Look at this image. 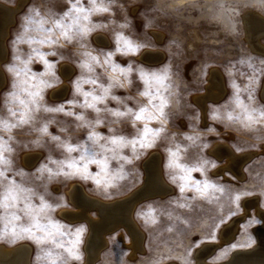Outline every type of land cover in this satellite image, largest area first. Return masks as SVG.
Returning a JSON list of instances; mask_svg holds the SVG:
<instances>
[{
	"label": "clouds",
	"instance_id": "obj_1",
	"mask_svg": "<svg viewBox=\"0 0 264 264\" xmlns=\"http://www.w3.org/2000/svg\"><path fill=\"white\" fill-rule=\"evenodd\" d=\"M56 3L60 7L41 8L26 0L16 13L20 0H0L16 13L6 48L0 37V57H7L0 63V264H92L90 226L73 220L79 215L73 208H85L75 193L71 203L65 194L54 197V185L75 183L84 201H110L127 178L123 169L143 183L151 165L169 197L175 189L180 197L194 191L198 200L204 193L194 173L231 170L222 167L217 145L240 154L244 149L236 143L226 145L236 133L264 142L260 76L228 68L227 60H210L191 87L183 83L191 77L185 73L181 79L162 53H145L159 56L153 64L140 61L151 45L133 47L125 38L136 22L122 0ZM235 5L228 9L234 18L242 15L241 6L264 15V0H235ZM237 24L242 21L232 23L229 35L239 40ZM257 52L264 56V48ZM156 211L152 201L138 206L130 214L133 230L123 240L104 234V264H130L129 248H142V229L158 223ZM96 215L87 209L86 216ZM203 227L189 230L188 244L216 240L219 224L210 235ZM238 247L222 246L211 264L220 258L233 264ZM193 251L183 245L166 252L165 260L195 264Z\"/></svg>",
	"mask_w": 264,
	"mask_h": 264
},
{
	"label": "rangeland",
	"instance_id": "obj_2",
	"mask_svg": "<svg viewBox=\"0 0 264 264\" xmlns=\"http://www.w3.org/2000/svg\"><path fill=\"white\" fill-rule=\"evenodd\" d=\"M32 2L41 8L45 6L60 7L56 0H32ZM122 2L127 8V15L136 22L133 29L125 30V38L129 39L133 47L145 43L151 45L149 47L151 49L162 51L163 55L169 57V62L173 64L174 68L179 71L181 79L185 73L191 77L190 81H183V83H189L191 87H195L204 66L210 60L217 62L227 60L230 61L227 65L228 68L235 65V69L248 75L255 73L260 76L261 89L258 92L261 93L264 83V64H261L260 60L264 59V56H260L261 53L251 49L249 39H246L247 35H245L244 19H242L246 11H256L255 8H243L241 6L242 15L234 18L229 15L228 9L236 6L235 0H122ZM177 6H179V11L174 10ZM21 11H23V6L18 12ZM256 12L260 14V12ZM116 18L118 21L123 19V14L118 11ZM235 20L242 21V24H237L242 34L239 40L229 35ZM149 21H152L151 27L143 28V24ZM15 30L16 23L14 20L9 27L8 37ZM159 31L162 34L161 40L156 38V32L159 33ZM8 37L6 38V45ZM259 41L264 46V34ZM6 59L7 57L1 63ZM140 61L146 66L155 63L147 62L142 58ZM240 83L243 84V81ZM184 130L187 131V129ZM235 136V140L227 143H236L244 151L254 150L257 152L242 165L244 177L239 178L232 170L221 174L212 170L204 176L200 173H194L195 179L200 181V189L204 193L203 198L194 200L193 197L198 195L194 191L187 192L183 197H180L178 191L173 189L171 197L168 195L156 196L139 202L135 209L144 202H154L158 223L155 226H148L146 231L142 229L144 249L137 251L134 256L129 255L127 257L130 264H164L172 261L182 264L180 260L175 258L165 260L166 252L170 250L178 252L183 245L193 247L195 251L198 247L214 243L211 239H204L196 240L195 244H188L190 229L194 230L204 225L201 230L207 231L210 235L211 228L219 224V227L215 229V242H218L221 228L232 218L237 221V229L233 238L218 244L207 255V260L212 261L216 251L224 245L232 243L238 245L237 249H240L247 248L245 246L249 237L255 242L262 240L263 236H258L257 233L262 230L264 215H261L257 209L264 212V207H261V204L264 203V195H261V192L264 191V142L258 141L251 134L236 133ZM224 163L225 159H223L222 165ZM225 169L228 168L225 167ZM121 174L126 175L127 178L119 182L121 185L116 190L118 194L115 197L129 192L141 184L138 183L136 175L130 168L126 167ZM68 185L59 187L54 185L52 188L53 196L60 194L67 196L65 189ZM206 185L209 187H205ZM239 193L250 194L241 195L239 202H234L235 196ZM173 198L176 199L177 204H184L185 208L180 209L176 204H173L171 202ZM250 198H257V200L253 199L254 201H252ZM253 220L257 222L250 223ZM82 221L85 220H74V222ZM185 221L190 222L187 228H185ZM108 234L115 235L117 240H123L128 231L124 227H119L108 232ZM196 244L198 246H195ZM105 248L106 246L99 252L95 264H104L102 254ZM132 251L129 248L130 254ZM194 251L190 257L192 261L195 259ZM224 251L228 255L232 252L228 246H225ZM216 261L223 260L220 258Z\"/></svg>",
	"mask_w": 264,
	"mask_h": 264
},
{
	"label": "bare ground",
	"instance_id": "obj_3",
	"mask_svg": "<svg viewBox=\"0 0 264 264\" xmlns=\"http://www.w3.org/2000/svg\"><path fill=\"white\" fill-rule=\"evenodd\" d=\"M25 2L26 0H20V6L16 9V12H18L19 9L22 8ZM14 15L15 12L6 9L5 5H0V37H3L2 43L5 48L7 47L5 43L6 38L9 34V27L15 20ZM242 19H244L243 22L246 30L245 35H247L246 39H249V44L251 45L250 47H252L251 49L257 51V47L264 48V46L259 41L260 37L264 34L263 15L261 13H257L256 11L248 10L244 13V18ZM156 38L158 40L162 39V34L160 33V31L159 33L156 32ZM145 53H162V51H159L158 49L156 50L149 48L141 53L140 58H142L143 60L147 62H156L159 60V56L146 55ZM2 58L3 57H0V63ZM261 93L264 94V83L262 86ZM227 144L228 143L226 142V145ZM216 147L219 151V154L223 155L225 159V163L222 165V167H227L228 169L230 168L233 172L238 175L239 178H243L245 175L242 169V165L257 153L254 150H247L241 152L240 154H236L235 151L230 147L220 145H217ZM238 155L243 156L244 159L241 161L237 158ZM142 185H144V187L136 193L135 190ZM65 191L70 202H72L73 194L75 193L77 203L80 202L85 208V211H82L81 209L74 207L73 212H78L79 215L73 217V220H85L90 226V230L92 232V239L89 244V250L91 254L92 264H95V261L99 257V252L102 248L106 246L104 241V234L106 233L107 229L112 228L118 223H122L127 231H132L133 226L130 222V214L133 206H135L142 199L143 196L147 195L150 192L158 193L160 196L167 195L166 190L162 187L159 179L154 177L151 165H149L148 167L143 183L137 185L131 191L123 195L114 197L110 201H103L99 198H96L99 200L97 202L84 201L80 196L81 189L77 187L75 183L69 184ZM88 195L91 196L92 194L88 193ZM250 199H252V201L257 200V198ZM89 208H94L97 213L94 219L90 216H86V211ZM257 211L261 213V215H264V212L260 209H257ZM236 229L237 221L234 218L225 223L220 230V240L218 242L214 241V243H212L211 245H204L195 249V264H211L212 261L207 260V255L210 254L218 244L232 239ZM257 234L258 236H263L262 240L255 242L252 248L237 249V251L239 252L233 254V264H264V224L262 226V230H259ZM142 236H144L143 231ZM143 249V246L142 248H137L135 251H132V254L130 255L134 256L137 251H143ZM231 254L232 252H230L229 255ZM164 264L178 263L172 261L170 263ZM215 264H223V261H215Z\"/></svg>",
	"mask_w": 264,
	"mask_h": 264
},
{
	"label": "water",
	"instance_id": "obj_4",
	"mask_svg": "<svg viewBox=\"0 0 264 264\" xmlns=\"http://www.w3.org/2000/svg\"><path fill=\"white\" fill-rule=\"evenodd\" d=\"M5 57H6V56H5ZM5 57H3V58L1 59V62L5 59ZM143 187H144V185L139 186V188H137V189L135 190L136 193L139 192ZM156 196H160V195H159L158 193L150 192V193H148L147 195L143 196L142 199H141L139 202H141V201H143V200H146V199H149V198L156 197ZM139 202H138V203H139ZM138 203H137V204H138ZM137 204H136V205H137ZM136 205L133 206V208H132V210H131V213L134 211ZM130 209H131V208H130ZM119 227H124V225H123L122 223H118V224L114 225L112 228L107 229L106 233L111 232V231H113V230H115V229H117V228H119Z\"/></svg>",
	"mask_w": 264,
	"mask_h": 264
},
{
	"label": "snow or ice",
	"instance_id": "obj_5",
	"mask_svg": "<svg viewBox=\"0 0 264 264\" xmlns=\"http://www.w3.org/2000/svg\"><path fill=\"white\" fill-rule=\"evenodd\" d=\"M131 46V45H130ZM133 50H134V48H133ZM205 187H209V185H206ZM212 187H214V186H212ZM202 193H203V191L201 190V189H199ZM249 193H239V194H237L236 196H235V198H234V202H239V200H240V197H241V195H248ZM257 221H255V220H253V221H250V223H256ZM254 243V241L251 239V237H249L248 238V240H247V243H246V245H252Z\"/></svg>",
	"mask_w": 264,
	"mask_h": 264
}]
</instances>
